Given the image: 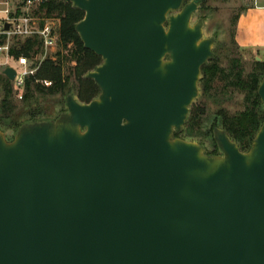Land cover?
I'll return each instance as SVG.
<instances>
[{
	"label": "water",
	"instance_id": "95a60500",
	"mask_svg": "<svg viewBox=\"0 0 264 264\" xmlns=\"http://www.w3.org/2000/svg\"><path fill=\"white\" fill-rule=\"evenodd\" d=\"M65 1L100 93L0 128V264H264V122L248 150L180 136L218 42L203 0Z\"/></svg>",
	"mask_w": 264,
	"mask_h": 264
},
{
	"label": "trees",
	"instance_id": "16d2710c",
	"mask_svg": "<svg viewBox=\"0 0 264 264\" xmlns=\"http://www.w3.org/2000/svg\"><path fill=\"white\" fill-rule=\"evenodd\" d=\"M38 12L47 17L60 18V45L67 52L62 54L58 51L57 60L43 61L36 75L27 79L23 100L29 106L28 109L18 108L14 101L12 82L0 69V128L2 130H4L2 124L9 126L15 132L25 120L41 119L37 118V113H41L43 108L33 107L32 103L38 101L42 95H60V102L64 105L59 111L61 112L66 109V97L69 93H73L82 102H90L100 93L98 84L94 79L87 78L86 74L102 63V57L84 46L75 28L85 12L74 6L72 2L65 0H42ZM16 42L19 48L12 50L16 57L21 54L32 59L39 57L41 47L38 39L27 37L18 39ZM221 60L219 56H216L203 65L204 92L208 94L216 76L221 75L225 83L215 92V95L224 100V97L229 96L230 99L232 93L240 92L244 95L243 106L231 112L221 104L215 113L213 124L224 128L242 150L249 149L264 122V106L258 94V87L264 75V61L254 60L252 68L247 71L242 59L237 55L229 57L226 65H223ZM38 79H48L51 84L45 85L37 81ZM205 112L203 105L193 103L180 136H183L184 132L190 136V133L200 129Z\"/></svg>",
	"mask_w": 264,
	"mask_h": 264
},
{
	"label": "rangeland",
	"instance_id": "374dc122",
	"mask_svg": "<svg viewBox=\"0 0 264 264\" xmlns=\"http://www.w3.org/2000/svg\"><path fill=\"white\" fill-rule=\"evenodd\" d=\"M251 1L254 5V0ZM257 3L264 5V0H258ZM246 5V0H203L200 3L199 10L194 14L193 21H196L198 18L203 17L205 19V35L217 36L218 42L214 46V57L219 56L220 59H222V64L226 65L228 63L229 57L237 55L242 59V62L247 71H249L252 68L254 60L258 59L257 57L262 56L264 58V47L257 49L248 46L238 38V20L243 12V8ZM251 28L254 30V32L260 33L264 37V19L262 23H257L256 25L251 26L250 30ZM59 51H61L62 54H66L67 52L66 49H64L60 45V43ZM203 80L204 78L202 73L201 80L199 82L200 93L194 101V104L203 105L206 109V112L202 119V127L198 130L193 131V133H190V136H188L187 133L184 132V137H182L203 143L208 149H213L214 140L212 138L211 130L216 111L221 104H223L231 112H235L241 109L243 106L242 102L244 95L236 91L232 93V97L230 99L228 98L229 96L224 97V100L222 98H219L220 96L217 97L215 95V92L218 91V89H221L225 83V79L221 75L216 76V78L212 82L213 87L208 92V94H206L204 92ZM12 86L15 93L14 101L18 105V108L28 109L29 106H27L26 102H24V98L20 100L16 96V93L19 92V89L15 87L13 82ZM60 100V95L45 94L39 97L38 101H33V107L43 108L41 113H37V118H47L55 116L60 111V109L64 107V105L61 104ZM26 116L28 117V115ZM2 125L5 132L7 133L8 139H12L14 136V130L12 128H9V126H5L4 124ZM243 150L248 149L246 148Z\"/></svg>",
	"mask_w": 264,
	"mask_h": 264
},
{
	"label": "built area",
	"instance_id": "2783aa9c",
	"mask_svg": "<svg viewBox=\"0 0 264 264\" xmlns=\"http://www.w3.org/2000/svg\"><path fill=\"white\" fill-rule=\"evenodd\" d=\"M42 0H3L0 8V69L12 66L16 76L12 81L21 100L29 77L35 76L43 61L57 60L60 43V18L47 17L38 12ZM9 28L6 29V24ZM27 37L39 40L41 52L37 59L25 54L18 57L12 50L19 48L18 39ZM37 81L50 85L48 79Z\"/></svg>",
	"mask_w": 264,
	"mask_h": 264
},
{
	"label": "crops",
	"instance_id": "0c3cea01",
	"mask_svg": "<svg viewBox=\"0 0 264 264\" xmlns=\"http://www.w3.org/2000/svg\"><path fill=\"white\" fill-rule=\"evenodd\" d=\"M3 0L0 1V7ZM247 5L243 8V12L240 15L238 22V38L244 44L254 47L262 48L264 47V37L262 34L254 32L250 27L256 25L257 23H262L264 19V5L258 4V0H254V5L251 0H246ZM250 26V27H249ZM257 57V56H256ZM261 60L264 58L261 56Z\"/></svg>",
	"mask_w": 264,
	"mask_h": 264
},
{
	"label": "flooded vegetation",
	"instance_id": "af4514ba",
	"mask_svg": "<svg viewBox=\"0 0 264 264\" xmlns=\"http://www.w3.org/2000/svg\"><path fill=\"white\" fill-rule=\"evenodd\" d=\"M213 57H214V56H213ZM213 57H212V58H213ZM212 58H211V59H212ZM211 59H210V60H211ZM210 60H209L208 62H210ZM256 60H258V59H256ZM259 61H262V60H259ZM206 63H207V62H206ZM206 63H205V64H206ZM58 113H59V112H58ZM215 126L221 127V126H219V125H217V124H213V125H212V138H213V140H214V147H213V149H208V151H209L210 153H213V154L218 153V146H217V144H216V142H215V139H214V137H213V130H214V127H215ZM233 140H234V139H233ZM204 145H205V144H204Z\"/></svg>",
	"mask_w": 264,
	"mask_h": 264
}]
</instances>
